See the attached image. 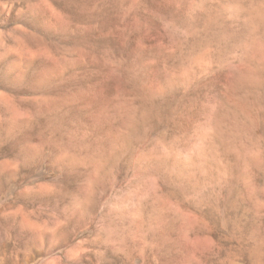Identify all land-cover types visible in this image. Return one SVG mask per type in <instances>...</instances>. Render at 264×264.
<instances>
[{"label": "rangeland", "instance_id": "374dc122", "mask_svg": "<svg viewBox=\"0 0 264 264\" xmlns=\"http://www.w3.org/2000/svg\"><path fill=\"white\" fill-rule=\"evenodd\" d=\"M0 264H264V0H0Z\"/></svg>", "mask_w": 264, "mask_h": 264}]
</instances>
